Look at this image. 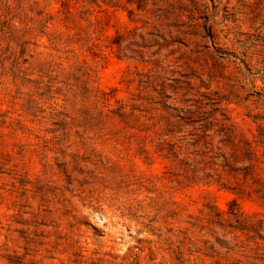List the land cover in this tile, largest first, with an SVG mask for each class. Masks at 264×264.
<instances>
[{"label":"rangeland","instance_id":"obj_1","mask_svg":"<svg viewBox=\"0 0 264 264\" xmlns=\"http://www.w3.org/2000/svg\"><path fill=\"white\" fill-rule=\"evenodd\" d=\"M60 2L0 0V28L10 19L55 16ZM100 2L90 17L104 23L105 59L88 55L89 86L113 97L97 107V127H81V102L63 108L57 94L52 104L29 102L32 89L13 82L11 52H0V264H211L197 253L205 204L226 215L236 200L244 214L264 221V185L242 195L211 179L183 180L182 170L155 152L151 135L204 136L214 150L235 148L236 166L248 161L233 135L252 140L264 184V0ZM81 5L71 0V9ZM32 39L38 46L31 60H48L47 35ZM121 104L126 119L113 113ZM138 109L146 110L139 121ZM156 199L172 201L175 215L146 226L154 205L138 218L127 209ZM227 257L247 261L238 251Z\"/></svg>","mask_w":264,"mask_h":264},{"label":"trees","instance_id":"obj_2","mask_svg":"<svg viewBox=\"0 0 264 264\" xmlns=\"http://www.w3.org/2000/svg\"><path fill=\"white\" fill-rule=\"evenodd\" d=\"M80 1L82 2L81 9L76 11L71 9V0H61L57 14L55 16L47 14L38 23L18 20L17 24H13V19L5 22L0 28V52H11L13 82L19 81L32 89L29 102L35 103L36 100L42 99L52 104L55 94L61 101L60 104H56L63 108L73 107V103L81 102L75 114L80 118L81 127L85 130L90 126L97 127V123H92L94 120L99 121L101 116L97 107L99 105L108 106L113 95L89 86L88 55L91 54L98 60L105 59V53L99 50L104 23L101 19L90 17L102 2L100 0ZM48 28L49 31H47ZM42 34L47 35L46 48L49 49L47 54L49 59L32 61L31 59H35V56L29 52H35V47L38 46L32 37ZM16 46L19 50H15ZM25 55H28V58H24ZM24 63H28V66L24 67ZM58 83L61 84L58 85ZM123 107L122 104L119 105L118 111H113V113L126 119L128 115L122 111ZM143 111L146 110L138 109V114L134 115L137 121ZM55 115L69 116L63 111H58ZM177 116L183 119L182 115L177 114ZM162 117L159 120H162L164 124ZM153 126H141L138 129L146 131ZM151 142L160 157L167 159L170 165L175 164L182 170L183 180L199 182L211 179L224 187L235 189L242 195H249L251 192L260 193L262 190L264 184L259 176V164L262 160L252 140L247 141L235 134L230 140L234 147L244 152L248 163L243 166H236L238 152L235 148L227 152L221 151V146H217L214 150L211 142L204 136L199 138L193 136L191 140L179 137L173 141L169 133L163 132L151 135ZM198 144H200L199 150L196 148ZM190 147L196 149L189 150ZM140 153H143L146 159H151L146 150H141ZM197 163L201 164V168L197 169ZM205 169L208 171L205 172ZM168 172L171 173L170 170ZM159 201L156 199L145 203L138 200L129 204L127 209L133 211L132 215L138 218L140 217L136 214L138 211L147 205H154L155 212L148 219L146 225L148 226L160 217L167 219L175 215L172 201L167 199ZM225 214L218 211L212 204H205L203 215L197 216V253L208 257L211 264H242L239 259L233 261L227 257L232 251H238L246 258L245 264H248L250 259L264 261V221L257 215L244 214L236 200L230 203ZM146 215L142 217L146 218ZM207 234L211 235L213 240L208 239ZM228 234H232L230 239L225 238ZM199 236L203 238L199 239ZM215 243L226 249L224 254L220 253Z\"/></svg>","mask_w":264,"mask_h":264}]
</instances>
